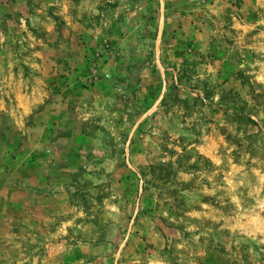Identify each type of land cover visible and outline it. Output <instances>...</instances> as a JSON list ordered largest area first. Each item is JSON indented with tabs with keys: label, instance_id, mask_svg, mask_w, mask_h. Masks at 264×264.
Masks as SVG:
<instances>
[{
	"label": "rangeland",
	"instance_id": "rangeland-1",
	"mask_svg": "<svg viewBox=\"0 0 264 264\" xmlns=\"http://www.w3.org/2000/svg\"><path fill=\"white\" fill-rule=\"evenodd\" d=\"M0 264H264V0H0Z\"/></svg>",
	"mask_w": 264,
	"mask_h": 264
}]
</instances>
